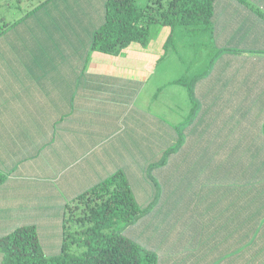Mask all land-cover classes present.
Returning a JSON list of instances; mask_svg holds the SVG:
<instances>
[{
	"label": "crops",
	"instance_id": "0c3cea01",
	"mask_svg": "<svg viewBox=\"0 0 264 264\" xmlns=\"http://www.w3.org/2000/svg\"><path fill=\"white\" fill-rule=\"evenodd\" d=\"M46 1L0 33V237L21 215L49 219L53 204L64 213L121 170L150 208L136 224L158 225L132 236L148 237L140 243L159 264H261L264 0L214 1L217 54L195 82L197 104L177 82L184 76L160 66L168 50L139 65L135 44L119 55L90 49L105 0Z\"/></svg>",
	"mask_w": 264,
	"mask_h": 264
},
{
	"label": "trees",
	"instance_id": "16d2710c",
	"mask_svg": "<svg viewBox=\"0 0 264 264\" xmlns=\"http://www.w3.org/2000/svg\"><path fill=\"white\" fill-rule=\"evenodd\" d=\"M214 1L150 0L147 5L141 7L137 0H105L104 23L94 32L90 49L107 55H119L133 44L146 46L149 43L150 29L156 24L171 29L179 26H196L210 31ZM203 76H206V73L189 80L183 77L177 81L187 88L191 101L196 104L194 85ZM196 112L197 105L193 108L192 114ZM177 146L178 142L174 143V148L169 149L167 153L174 151ZM77 201L82 204L70 208V211L73 213L83 211L85 214L76 218L81 229L76 234L63 231L58 254L47 257L36 226L25 225L0 237L1 264L160 263L155 251L142 246L123 233L150 210L149 207L142 209L138 205L123 171H116L76 197L73 203ZM248 244L249 248L253 247L251 242ZM73 247H77L78 252L71 251ZM234 249V253L238 254L235 258H240V244H234ZM259 258L260 255L257 256L256 262ZM199 261V264H204L205 257ZM206 261L205 264H210L208 258ZM248 261L254 262L252 259ZM216 264H222V261ZM231 264L249 263L233 260ZM261 264H264V259Z\"/></svg>",
	"mask_w": 264,
	"mask_h": 264
},
{
	"label": "rangeland",
	"instance_id": "374dc122",
	"mask_svg": "<svg viewBox=\"0 0 264 264\" xmlns=\"http://www.w3.org/2000/svg\"><path fill=\"white\" fill-rule=\"evenodd\" d=\"M42 1L43 0H0V33L1 31L6 29L7 24H9L11 20L22 18L27 13H29V11L36 8ZM149 2L150 0H137V4L141 7L147 5ZM101 6L103 8V1L101 2ZM47 11L48 10L42 11L41 14L40 12H37L35 16H47ZM211 37L212 36L209 31H207V29L202 30L201 28H196V26H179L174 29H171L168 26L156 24L153 25L150 29L149 43L146 46L135 44L139 48L137 52V61H140L139 65L146 63L157 64L159 60L164 57L163 53L167 52L168 50L169 57L168 59L163 58L162 62L160 63V66L163 68H167L169 73H171V77L178 78L180 76H184L189 80L204 73H206L207 75L216 60L215 58L217 54V50L214 49V46H212L211 44ZM174 51H176L179 60L176 58L177 55L174 53ZM175 142L177 143V141ZM0 174L3 175L2 172H0ZM80 204L82 203H79L78 201L73 204L68 203V208L66 207L64 213L59 214L57 212V209L52 210V208L59 207L58 204L47 206V208L51 209V211L48 210L51 215L49 219L38 218L27 220L22 215L18 217L19 212L16 211L18 218L12 219V222L18 223L17 226L19 227L28 225L29 221L34 222L37 225L36 228L38 231V236L41 245L44 249V253L47 257H51L58 254L60 251L63 231L67 233L76 234V232L81 229V226L77 224L76 218L84 216L85 214L83 213V211H78L74 213L70 211V208L72 209L76 205ZM56 215L60 218H52ZM63 215H66L65 219ZM142 221L143 219L140 220L138 224H136V222L133 223L131 226L126 228L123 233L127 237L131 238L130 236H132V233L135 232H132V227L134 226V228H136V226H141L143 223L146 224V227H144V229L147 232L154 234L157 231L158 225L155 222L153 223L148 219L145 220L143 223ZM63 224H65L64 227ZM139 229V232H144L142 228ZM167 230L168 234L173 233L172 228H169ZM8 233H10V230H8ZM134 238H137L138 242L140 243L143 242L142 238L148 237L136 233ZM140 244L142 246L147 247V245H144L143 243ZM71 251L78 252V248L73 247Z\"/></svg>",
	"mask_w": 264,
	"mask_h": 264
}]
</instances>
